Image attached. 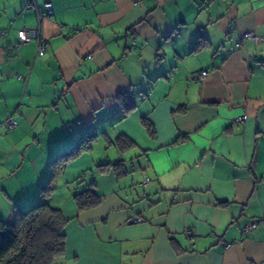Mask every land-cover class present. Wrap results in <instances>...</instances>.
<instances>
[{
  "label": "crops",
  "instance_id": "obj_1",
  "mask_svg": "<svg viewBox=\"0 0 264 264\" xmlns=\"http://www.w3.org/2000/svg\"><path fill=\"white\" fill-rule=\"evenodd\" d=\"M33 1L52 9L42 56L16 33L34 6L0 0V220L94 134L47 199L66 220L58 264H264V0ZM245 32L258 43L237 47ZM90 182L101 202L79 211Z\"/></svg>",
  "mask_w": 264,
  "mask_h": 264
},
{
  "label": "trees",
  "instance_id": "obj_2",
  "mask_svg": "<svg viewBox=\"0 0 264 264\" xmlns=\"http://www.w3.org/2000/svg\"><path fill=\"white\" fill-rule=\"evenodd\" d=\"M124 138H118L119 144L123 142L128 145L129 141ZM94 140V134L86 136L78 140L69 151L54 157L49 178L39 189L40 202L26 211L19 210L11 223L0 220V264H58L65 251L63 227L66 220L60 210L51 206L47 199L65 163L80 152L89 150ZM108 166L109 163L98 165L99 168ZM81 182L79 180L76 184ZM92 186L93 182L87 183L85 188L73 193L79 211L93 208L101 202V195Z\"/></svg>",
  "mask_w": 264,
  "mask_h": 264
},
{
  "label": "built area",
  "instance_id": "obj_3",
  "mask_svg": "<svg viewBox=\"0 0 264 264\" xmlns=\"http://www.w3.org/2000/svg\"><path fill=\"white\" fill-rule=\"evenodd\" d=\"M27 6H34L37 14V21H38V26L34 28H21L17 29V37L19 40V43L25 44L34 41L37 45V55L42 56L44 55L47 47V41L42 37L41 32H40V23L44 18L50 17L52 15V9H51V4L49 2H45L42 7H39L36 5L35 1L33 0H25ZM234 25L231 23V28H233ZM245 39H253L256 43L260 40L259 37L254 35L251 32H245L240 34V36L237 39L236 46L240 47L243 44V40ZM132 42H134V37L132 38ZM93 55L92 53H89L87 55V58H92ZM206 75L205 71H202L199 75L198 78H203ZM247 118L246 114H242L240 116H237L235 118L236 121H242ZM80 122V121H78ZM4 126L8 129H12L17 126V121L12 115H8L4 122ZM136 222L141 221L140 217H135L133 219ZM257 225V221H250L249 223H246L243 226V232L248 233L252 229H254ZM187 236H191L192 232L191 231H186Z\"/></svg>",
  "mask_w": 264,
  "mask_h": 264
},
{
  "label": "rangeland",
  "instance_id": "obj_4",
  "mask_svg": "<svg viewBox=\"0 0 264 264\" xmlns=\"http://www.w3.org/2000/svg\"><path fill=\"white\" fill-rule=\"evenodd\" d=\"M95 151H98L99 150V148L101 149V148H104L105 147V141H104V139L103 138H98V141H97V143L95 144ZM119 150H121L120 148H119ZM112 151V156H111V158H112V160H117L118 158H119V155H118V152L116 153V151L114 152V150L112 149L111 150ZM134 174V173H133ZM133 178H136V176L135 175H133Z\"/></svg>",
  "mask_w": 264,
  "mask_h": 264
}]
</instances>
